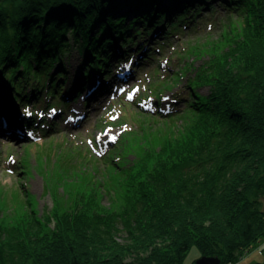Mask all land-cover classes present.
I'll list each match as a JSON object with an SVG mask.
<instances>
[{
	"label": "trees",
	"instance_id": "16d2710c",
	"mask_svg": "<svg viewBox=\"0 0 264 264\" xmlns=\"http://www.w3.org/2000/svg\"><path fill=\"white\" fill-rule=\"evenodd\" d=\"M39 2L15 16L20 21L28 15V24L0 19V77L8 78L18 101L27 100L24 84L32 77L46 80L38 90L47 87V97L60 103L94 79L103 82L94 75L113 67L91 101L114 87L122 61L133 56L131 46L143 51L137 62L144 64L171 35L197 31L208 19L205 8L222 6L230 23L208 46L210 53L204 51L212 54L207 61L175 73L177 82L186 81L167 109L161 100L168 83L151 87L154 108L137 113L161 117L167 126L131 129L141 138L129 164L121 163V151L118 161L112 154L128 144L127 137L109 148L104 187L91 181L63 193L57 188L52 207L41 213L36 199L15 191L25 208L16 215L0 211L14 218L0 232V264H184L194 244L220 264L239 262L264 239V0H69L68 11L51 0ZM31 17L45 23L30 25ZM8 24L13 31L2 33ZM113 33L120 41L111 39ZM134 35L160 42L143 50ZM72 50L86 57L79 65L85 83L66 94V54ZM4 191L0 207L9 200Z\"/></svg>",
	"mask_w": 264,
	"mask_h": 264
},
{
	"label": "rangeland",
	"instance_id": "374dc122",
	"mask_svg": "<svg viewBox=\"0 0 264 264\" xmlns=\"http://www.w3.org/2000/svg\"><path fill=\"white\" fill-rule=\"evenodd\" d=\"M51 1H53L54 7H64L65 11L73 8L68 3L69 0H64L66 4H60L58 0ZM61 1L63 2V0ZM36 4L42 5L43 3H40L39 0H0V19L15 23L16 14L23 15L27 5L29 8H35ZM76 5L78 6V2ZM37 8L39 7L37 6ZM8 12L11 13V17L7 15ZM75 12L79 11L75 10ZM202 13L209 16H207V21L204 20L200 23L197 31L187 30L184 33L180 30L177 34L171 35L166 39L161 53L158 52L157 56L144 64H139L136 61L137 63L130 67L131 75L123 78V82V79H115L117 83L115 82L113 85L119 83L117 89L112 91L113 87H110L111 93L100 95L91 100L90 106L87 105V101L84 102L81 99L78 106L71 104L63 115L53 108V104L56 105L57 100L55 102V99L47 97V87L38 90V84L43 87L46 80L37 81L32 77L29 82L24 84L25 94L30 100H27L29 102L26 107L18 103V100L16 101L17 93L14 91L13 85L7 82L4 75L3 78L0 77V92H3V97L5 96L6 98H4L14 106L15 115L18 118L21 117V121L31 120L28 124H34V121L39 122L43 118L42 115L46 118L45 121L36 125V131L31 130L33 125L23 128L20 123H17V127L8 133L3 131L5 130L4 125L1 126L0 193L4 187L8 194L7 198H9L0 207L1 214L16 215L23 212L25 205L19 201L15 191H19L22 196H26L25 198L36 199V205L41 213L52 207L53 192L58 189L63 193L68 189L84 187L85 183L88 184L91 181L94 186L102 185L101 187H104V171L108 166L107 162H111V160L104 159L103 156L111 152L109 148H114L122 136L127 137L128 144L125 140L120 148L113 150L112 154L118 161L119 151H121L124 154L121 163H131L138 155L137 142L139 139L137 140V138H141V136L129 131L137 128L138 132L141 129L138 126L140 123L146 124L147 132H154L152 130L157 132L158 128L167 126L161 117L139 116L137 113L138 108H144V110L154 108L155 96L151 87L164 86L165 88L167 83V88L172 86L170 89H163L161 105L163 106L162 110L167 109L176 92L183 91L182 87L186 81V77H184L177 82L174 78L175 73L183 69L182 67L188 70L198 69L212 55L205 54L204 51L210 53L207 49L208 46L214 44V41L220 39L223 32L228 30L230 18L222 6H216L213 10L205 8ZM26 17L28 15L22 16L20 21L17 19L16 24L19 22L28 24L25 23ZM41 19L42 17L34 19L31 17L29 24L40 27L42 23H45ZM8 29L9 24L5 26L2 33L13 31ZM24 29L22 28L23 32ZM146 40L153 43L154 46H158L160 42L158 36L152 37V35ZM131 52V54L133 52L137 54L134 49ZM69 55L71 60L66 58V66L71 71L73 61H80V65L83 59L76 50H72ZM78 71L82 73L79 67ZM70 78L73 76L71 75ZM65 84L70 86V80L65 81ZM205 90L207 88L202 89V91ZM141 94L144 99L138 102L136 98ZM60 105L62 106V102ZM32 108L35 109V112ZM82 113H85L84 118L77 121L78 116ZM89 187L91 188V185ZM110 200L108 195L104 198L106 204ZM12 219L14 218L0 215V232H5L9 228L14 222ZM201 256L198 245L194 244L184 256V264H194ZM228 264H264V239L253 244L239 262Z\"/></svg>",
	"mask_w": 264,
	"mask_h": 264
},
{
	"label": "bare ground",
	"instance_id": "6f19581e",
	"mask_svg": "<svg viewBox=\"0 0 264 264\" xmlns=\"http://www.w3.org/2000/svg\"><path fill=\"white\" fill-rule=\"evenodd\" d=\"M111 3V2H110ZM131 9L132 8H127V10H129V11H131ZM70 13H67L66 14V16L65 17H67V15H69ZM135 15V14H134ZM74 17H75V15H73ZM131 16V15H130ZM130 19H132L133 17H129ZM126 19L127 21H129L130 19ZM70 19H72V18H70ZM73 20V19H72ZM71 21V20H70ZM66 24H67V22H65ZM68 25V24H67ZM73 33V32H72ZM137 35H139V34H137ZM137 35H134V39L135 40H138V44H139V46L141 47V49H143V50H149L150 48H151V42H148V40H140V38H141V36H137ZM111 39L114 41V42H118V41H120L119 39L117 40V36H116V34L115 33H113V36L111 37ZM55 46V45H54ZM153 47V46H152ZM155 47V46H154ZM135 50V51H137V54L136 53H134L133 52V56H131V57H129L128 59L127 58H124V60L122 61V62H125L124 63V65H122L121 66V71L124 73V74H122L121 76H124L125 78H126V76L127 77H129L130 76V70H128V69H126V68H129V67H132L135 63H136V61H137V59L138 60H141L142 58H143V51H140L139 50V47H137V46H131V50ZM77 51V50H76ZM79 54H81L80 52H79ZM66 56H67V58L69 59V60H71V58H70V55L67 53L66 54ZM81 57H82V59H84V58H86L85 57V55H80ZM66 58V57H65ZM131 58V60L129 61V59ZM68 60V61H69ZM70 63H71V61H70ZM79 63H80V61L79 62H75V61H73V67H72V70L71 71H69V67H67L68 68V71H67V74L68 75H66L67 76V78H68V80H70V86H69V88H67L66 89V94H69V93H71L72 91H73V88L74 87H76V89H77V91H79V84L81 85V84H83L82 83V81L84 82L85 80H84V77H82L81 76V74H80V72L78 71V65H79ZM130 63V64H129ZM119 63L117 62V60H114V63L112 64V65H114L115 67L118 65ZM82 66H83V64H82ZM119 66V65H118ZM85 67H87V66H85ZM93 67H94V65L91 63V67H87L86 69H88V71L86 72L88 75H90V72H92V69H93ZM111 68H113V67H111ZM110 68V69H111ZM109 69V70H110ZM109 70H107L106 72H104L103 74H98V73H96L94 76H95V78H97V79H99L100 78V76L99 75H101L102 76V78H101V80L103 81V82H106V80H105V75H107V73L109 72ZM72 73V74H71ZM93 73V72H92ZM73 76V78H70L71 77V75ZM109 74V73H108ZM129 74V75H128ZM6 80H7V82L8 83H10V81L8 80V78L7 77H4ZM80 80H82V81H80ZM93 83H95V85H97L98 83H99V80H96V79H94L93 81H92ZM85 83V82H84ZM23 91H24V89H23ZM26 91V90H25ZM24 91V92H25ZM112 91H113V89H112ZM3 93V92H2ZM2 93L0 92V131H2V128H1V126H3L4 125V129L5 130H3V131H5V132H11V130L13 129V128H16L17 127V123H20L21 124V126L23 127V128H25L26 126H27V124H28V122H30L31 120H20L21 119V117L20 118H18L16 115H15V113H16V109L14 108V106L12 105V104H10L8 101H7V99H5L4 97H3V95H4V93H3V95H2ZM26 93V92H25ZM75 94H78V95H76V96H74L72 99H70V101H71V103H72V106H78V104H80V101H81V99L84 101V102H86V100H87V98L89 97V95H90V92H89V89L88 88H86V89H83V91H81V92H76ZM2 95V96H1ZM2 97V98H1ZM27 100H29V99H27ZM27 100H25V101H27ZM15 101V100H14ZM17 101V100H16ZM25 101H18V103H21L22 105H24V106H26L27 107V105L28 104H26L25 103ZM30 101V100H29ZM33 109V108H32ZM34 110V112H35V109H33ZM75 112L76 111H78V110H74ZM37 114H39V112H37ZM84 116H85V113H82L81 115H79L78 116V120L77 121H80L81 119H83L84 118ZM2 117V118H1ZM32 119H34V118H32ZM2 121V122H1Z\"/></svg>",
	"mask_w": 264,
	"mask_h": 264
},
{
	"label": "water",
	"instance_id": "95a60500",
	"mask_svg": "<svg viewBox=\"0 0 264 264\" xmlns=\"http://www.w3.org/2000/svg\"><path fill=\"white\" fill-rule=\"evenodd\" d=\"M221 259L216 257L201 256L196 260L195 264H220Z\"/></svg>",
	"mask_w": 264,
	"mask_h": 264
}]
</instances>
